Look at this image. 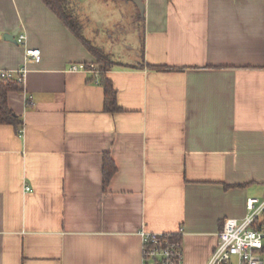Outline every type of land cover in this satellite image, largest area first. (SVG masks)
I'll return each mask as SVG.
<instances>
[{
    "label": "crops",
    "instance_id": "1",
    "mask_svg": "<svg viewBox=\"0 0 264 264\" xmlns=\"http://www.w3.org/2000/svg\"><path fill=\"white\" fill-rule=\"evenodd\" d=\"M122 1L126 62L112 35L83 34L113 61L112 112L99 74L70 70L97 68L82 40L42 0H0V70L26 69L7 93L23 127L0 124V264H142V229L206 264L222 220L264 197V0H143L140 18Z\"/></svg>",
    "mask_w": 264,
    "mask_h": 264
},
{
    "label": "built area",
    "instance_id": "2",
    "mask_svg": "<svg viewBox=\"0 0 264 264\" xmlns=\"http://www.w3.org/2000/svg\"><path fill=\"white\" fill-rule=\"evenodd\" d=\"M16 42L24 44V33H17ZM26 59L38 62L40 51L25 46ZM72 71L98 73L93 64H73ZM26 69L0 70V77L16 76L23 82ZM30 190L29 187L25 188ZM247 213L242 218H224L217 232V243L206 264H264V197H248ZM142 241V264H182V244L170 233L140 231Z\"/></svg>",
    "mask_w": 264,
    "mask_h": 264
},
{
    "label": "trees",
    "instance_id": "3",
    "mask_svg": "<svg viewBox=\"0 0 264 264\" xmlns=\"http://www.w3.org/2000/svg\"><path fill=\"white\" fill-rule=\"evenodd\" d=\"M52 10L63 23L79 38L82 40L86 48L96 58L97 70L99 80L104 90V110L106 111H119L121 108L116 101V89L112 81L106 76V71L110 69L113 61L110 57L97 45L90 42L84 37L81 25L78 22L76 15L73 11L72 0H42ZM138 11V18L142 15ZM22 83L17 80L16 76L3 78L0 77V124H12L17 132H20L23 127L22 118L10 109L7 102V93L10 90H21ZM116 172V165L108 152L103 155L102 163V183L106 188L112 175ZM174 240H179L180 237L176 233H170Z\"/></svg>",
    "mask_w": 264,
    "mask_h": 264
},
{
    "label": "rangeland",
    "instance_id": "4",
    "mask_svg": "<svg viewBox=\"0 0 264 264\" xmlns=\"http://www.w3.org/2000/svg\"><path fill=\"white\" fill-rule=\"evenodd\" d=\"M72 4L74 14L81 25L82 33L85 37L89 36V29L93 31L97 30L98 36L107 38L108 40L110 39L108 38L109 35H112V40H114V38L117 40L115 41L119 46L121 53L123 52L122 55L116 56L115 60L122 63L126 62V60L121 57L130 55L129 53L131 50L124 48L123 45L126 46L132 39H134V43H137L138 38L134 35L132 36V33H129L127 36L120 35L112 28L111 25L112 23L115 24L118 22L123 24L125 29L129 31L127 23L129 18H133V15L132 12L129 11L128 7L126 9V4L122 0H72ZM134 20L138 26L139 20L136 18ZM109 21L112 23L109 24ZM107 27H111L110 31L107 30ZM126 37L127 40H125Z\"/></svg>",
    "mask_w": 264,
    "mask_h": 264
},
{
    "label": "water",
    "instance_id": "5",
    "mask_svg": "<svg viewBox=\"0 0 264 264\" xmlns=\"http://www.w3.org/2000/svg\"><path fill=\"white\" fill-rule=\"evenodd\" d=\"M138 8V10L143 13V10H144V3H143V0H131ZM17 31L18 30H15L11 33H4L3 34V37L4 38H7V39H12V40H15L14 36L17 34Z\"/></svg>",
    "mask_w": 264,
    "mask_h": 264
}]
</instances>
